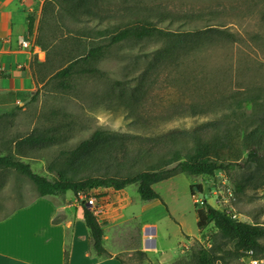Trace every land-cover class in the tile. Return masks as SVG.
Here are the masks:
<instances>
[{"label": "rangeland", "instance_id": "374dc122", "mask_svg": "<svg viewBox=\"0 0 264 264\" xmlns=\"http://www.w3.org/2000/svg\"><path fill=\"white\" fill-rule=\"evenodd\" d=\"M59 13L52 7L43 12L42 4L34 22V44L39 38L44 47L38 45L42 61L35 59L31 67L35 89L3 113L7 116L0 119V156H11L27 164L34 174L56 182L65 175L60 154L74 149L95 131L109 133L117 141L133 140V148L143 152L145 159L148 152L175 151L184 158L193 151V136L202 142L228 135L230 150L244 152L242 168L229 174L215 172L212 177L181 174L153 186L160 200L150 201L149 210L145 209L140 218L154 222L163 237H170L171 251L149 257L139 252L135 242L139 225L131 221L119 230L123 236L117 247L125 250L119 259L122 264H181L190 260L198 247L222 246L213 224L196 228L195 210L202 201L240 222L264 227V138L259 142L264 137L260 122L264 119V0H102L93 8L97 18L91 21L83 16L78 23L61 20ZM176 15L191 18L175 20ZM137 16L168 31L216 28L236 39L227 42L214 37L150 70L132 106L117 95L122 90L126 97L136 86L145 69L144 59H150L159 47L154 41L124 43L109 53L105 51L95 63L102 77H73L66 90H60L50 79L70 60L106 44L105 36L97 37L95 32H112ZM161 18L165 20L160 23ZM250 93L261 95L257 105L251 110L238 108L237 102ZM254 130H258V137L244 140ZM38 135H56L58 142L46 144L35 152V158L21 157L20 151L25 150L14 146L17 138ZM156 136L177 137L184 142L155 147L152 140ZM251 149L257 154L246 160ZM66 176L71 175L67 172ZM0 181V218L38 197L32 182L18 173L0 170ZM134 187L129 186L128 193ZM192 187H199L207 198L200 200L197 193H191ZM103 190L106 195L114 191L94 193L97 196ZM98 200L95 205L110 203ZM260 243L264 244V237ZM105 245L109 247L108 242ZM239 263L229 260L216 264Z\"/></svg>", "mask_w": 264, "mask_h": 264}, {"label": "trees", "instance_id": "16d2710c", "mask_svg": "<svg viewBox=\"0 0 264 264\" xmlns=\"http://www.w3.org/2000/svg\"><path fill=\"white\" fill-rule=\"evenodd\" d=\"M100 1L102 0H44L43 12L47 7H52L58 9L61 20L67 19L73 23H78L81 22V17L87 16L92 21L97 18L93 14V8ZM173 17L175 20L191 18V16L186 15ZM164 20L165 18H161L158 22L161 23ZM27 22V31L30 34L34 28L33 16L29 15ZM95 35L97 37L105 36L106 44L91 47L85 55L70 60L50 79L56 82L60 90H66L69 89L68 81L73 77H102L103 74L96 68L95 63L105 56V51L108 52L112 48L117 49L124 43L154 41L159 44V47L153 52L150 59H144L146 61L145 69L138 77L136 86L126 93V97H123L124 91L122 90L117 95L121 101L127 99L126 102L130 106H132L130 103L133 100L138 99L146 75L150 70L162 66L167 60L178 54L198 49L204 45V42H210L214 37L224 39L227 42H234L236 39L228 31L216 28L168 31L160 28L156 23L141 19L138 16L116 27L112 32L107 29L95 32ZM87 36L90 34H85V37ZM34 45L43 47L39 38L35 40ZM115 86H119V83H115ZM260 99V94L250 93L242 97L237 102V106L251 110ZM5 116L7 115H0V119ZM260 122L261 128L264 127V119H261ZM226 136L222 140L208 138L207 141L202 142L193 136V151L184 158H180V153L175 151L168 153L148 152V159H145L142 155L143 152L133 148L134 145L131 143L133 140L129 143L117 141L109 133L95 131L74 149L63 151L60 154L64 160L65 175L56 182H49L34 174L27 164L16 161L11 156H0V170L13 171L25 176L35 186L38 197L58 196L71 192L75 197L78 194H86L98 200L99 197L94 193L97 190L120 191L135 185L140 200L150 202L160 200L159 195L154 192L153 186L177 175L212 177L215 172L229 174L235 168H242L241 160L244 152L243 150H230L231 141L228 135ZM257 137L258 130H254L244 136V140L250 142ZM152 141H154L155 147L166 144L173 147L177 143L184 142L183 139L177 137L163 136H156L155 140ZM57 142L56 135L27 136L17 138L14 146L17 149L24 148L25 151H20L21 157L35 158V152L41 150L46 144H56ZM209 147L215 148L210 149ZM256 154L255 150L247 151L246 160H251ZM173 164L174 166L171 168H163ZM160 165L163 166L159 167ZM67 172L71 176H66ZM2 188L3 183L0 181V190ZM192 188L190 189L193 194ZM197 188L199 189V187ZM201 203L200 209L195 210L196 228L200 230L209 224H213L223 247L219 244L211 249L198 247L192 253L190 260L185 262L181 260V264H216L218 262L225 263L229 260H240L239 264H241V259L246 251H253L257 258L264 257V244L260 243L264 237V227L240 222L233 219L230 213L219 211L204 204L203 201ZM2 219L0 218V220ZM83 222L89 233L90 248L93 254L97 258L110 257L102 246L103 231L93 210L86 206H83ZM63 258L64 264H67V251L64 252Z\"/></svg>", "mask_w": 264, "mask_h": 264}, {"label": "crops", "instance_id": "0c3cea01", "mask_svg": "<svg viewBox=\"0 0 264 264\" xmlns=\"http://www.w3.org/2000/svg\"><path fill=\"white\" fill-rule=\"evenodd\" d=\"M43 1L0 0V115L35 89L31 67L35 59L42 60L41 52L31 51L34 41L27 31V17L33 16L36 23ZM25 38L28 50L20 46ZM128 188L107 195L103 190L97 195L99 203L110 202L96 204L95 214L103 231L102 246L110 257L97 258L93 254L83 222L86 205L65 193L36 197L0 220V264H64L65 251L67 264H122L119 255L125 250L117 247L123 236L119 230L131 221L139 225L135 234L139 252L148 257L169 253L170 237H163L154 222L140 218L151 202L139 201L136 187L132 193H128ZM179 228L182 231L180 225Z\"/></svg>", "mask_w": 264, "mask_h": 264}, {"label": "built area", "instance_id": "2783aa9c", "mask_svg": "<svg viewBox=\"0 0 264 264\" xmlns=\"http://www.w3.org/2000/svg\"><path fill=\"white\" fill-rule=\"evenodd\" d=\"M20 46L23 49L28 50L29 49L28 39L27 38L23 39L20 43ZM34 49H37V51H38V52H36V54L41 52V49L36 45L32 46L31 51L33 52ZM76 199L80 202L81 201L84 202L87 207L92 209L94 215L97 213L96 205H95L96 199L94 197H92L90 195H86V194H78L76 196ZM235 217L236 216L232 215L233 219H235ZM241 264H264V257L257 258L254 256L253 251H246L243 255V258L241 259Z\"/></svg>", "mask_w": 264, "mask_h": 264}, {"label": "water", "instance_id": "95a60500", "mask_svg": "<svg viewBox=\"0 0 264 264\" xmlns=\"http://www.w3.org/2000/svg\"><path fill=\"white\" fill-rule=\"evenodd\" d=\"M192 190L194 193H197V196L200 200H204L207 198V195H204L203 193L199 192V189L197 187H193ZM198 209H200V206L198 207Z\"/></svg>", "mask_w": 264, "mask_h": 264}]
</instances>
